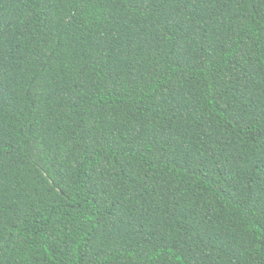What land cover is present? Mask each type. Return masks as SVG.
<instances>
[{
  "label": "trees",
  "instance_id": "1",
  "mask_svg": "<svg viewBox=\"0 0 264 264\" xmlns=\"http://www.w3.org/2000/svg\"><path fill=\"white\" fill-rule=\"evenodd\" d=\"M0 264H264V0H0Z\"/></svg>",
  "mask_w": 264,
  "mask_h": 264
}]
</instances>
